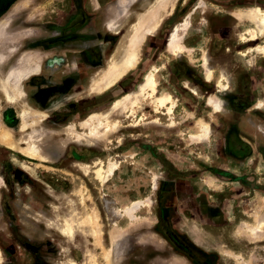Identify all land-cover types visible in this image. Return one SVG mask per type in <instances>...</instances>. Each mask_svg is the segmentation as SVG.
<instances>
[{
  "label": "rangeland",
  "instance_id": "374dc122",
  "mask_svg": "<svg viewBox=\"0 0 264 264\" xmlns=\"http://www.w3.org/2000/svg\"><path fill=\"white\" fill-rule=\"evenodd\" d=\"M117 1L0 0V264H255L264 0Z\"/></svg>",
  "mask_w": 264,
  "mask_h": 264
},
{
  "label": "bare ground",
  "instance_id": "6f19581e",
  "mask_svg": "<svg viewBox=\"0 0 264 264\" xmlns=\"http://www.w3.org/2000/svg\"><path fill=\"white\" fill-rule=\"evenodd\" d=\"M260 23H264V16L262 17V20H261V22ZM151 29V28H150ZM149 30V29H148ZM174 35H175V32L173 33V35H172V38L174 37ZM137 59V56H136V52H133V53H127L126 54V56L124 57V60H123V65H121V66H119L117 69H115V68H113V71H111L110 72V74L107 76V77H105L104 79H102V80H98V81H96L95 83H94V85H96V87H102L103 89H106V88H108V87H110L113 83H115V81H117L118 80V78L120 77V75L123 73V72H125V71H127V70H129V69H131L135 64H136V60ZM150 76H151V74H150ZM11 77H13L12 75H10V78ZM13 80H14V77H13ZM150 80V82L152 83V90H151V92L149 93V95L150 96H153L154 95V93H155V82H154V80H153V78H151V79H149ZM148 84H149V82H148ZM8 85V84H7ZM7 92H12V91H10L8 88H7ZM9 94V93H8ZM139 99V98H138ZM8 100H9V102H12V103H15V102H18V100H17V96L15 95V94H9V97H8ZM119 101L120 100H117V101H115L114 102V106L115 107H119V105H121L120 103H119ZM124 102V101H123ZM119 103V104H118ZM118 104V105H117ZM103 115V114H102ZM88 116V115H87ZM104 119V117L103 116H101L100 115V117H99V115H96V114H93V113H91V114H89V116L85 119V124H86V126L88 125L89 126V124H90V129H93L94 128V124L97 126V125H99L101 122H102V120ZM26 125V123H24V126ZM71 127V126H70ZM203 128H206V126L204 125L203 126ZM95 132H98V131H92L91 133H95ZM1 136H6V133H1ZM82 137V136H81ZM36 143H34V144H29V146L25 149V151H27V153H30V156L32 155V156H35V155H38V146L37 145H35ZM40 154V153H39ZM102 166V165H101ZM101 170H102V168H98L97 169V174L99 175V176H101L103 173H101ZM32 171V170H31ZM102 172H103V170H102Z\"/></svg>",
  "mask_w": 264,
  "mask_h": 264
},
{
  "label": "crops",
  "instance_id": "0c3cea01",
  "mask_svg": "<svg viewBox=\"0 0 264 264\" xmlns=\"http://www.w3.org/2000/svg\"><path fill=\"white\" fill-rule=\"evenodd\" d=\"M113 1H117V0H109V2H113ZM89 2H90V5H91V6H99V5L101 4V0H89ZM118 2H119V1H117V3H115V6H122L121 4H118ZM132 2H133V1H130L129 4H128V6L132 5ZM113 6H114V5H113ZM110 21H111V20L106 21V24L108 25L109 23H111ZM107 25H106V26H107ZM262 247L264 248V244H261L259 248L261 249ZM260 249H259V250H260ZM260 252H261V251H257V250H255V252L253 251V254H252V255H253L254 258H255V262H256V259H257L258 256H259ZM250 255H251V254H250ZM250 255H249V258H250ZM241 257H242V258H241V262H244V261L246 260L245 257H244L242 254H241ZM251 257H252V256H251ZM249 258H248V259H249ZM254 258H253V259H254ZM242 264H243V263H242Z\"/></svg>",
  "mask_w": 264,
  "mask_h": 264
},
{
  "label": "built area",
  "instance_id": "2783aa9c",
  "mask_svg": "<svg viewBox=\"0 0 264 264\" xmlns=\"http://www.w3.org/2000/svg\"><path fill=\"white\" fill-rule=\"evenodd\" d=\"M260 251H261V252H260L258 258L256 259L255 264H264V248L262 247V248L260 249Z\"/></svg>",
  "mask_w": 264,
  "mask_h": 264
}]
</instances>
